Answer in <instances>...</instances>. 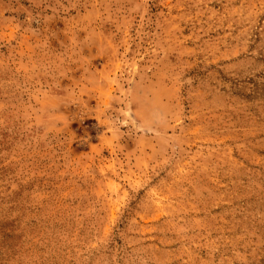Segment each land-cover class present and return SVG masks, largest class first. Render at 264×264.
Instances as JSON below:
<instances>
[{
    "label": "rangeland",
    "instance_id": "374dc122",
    "mask_svg": "<svg viewBox=\"0 0 264 264\" xmlns=\"http://www.w3.org/2000/svg\"><path fill=\"white\" fill-rule=\"evenodd\" d=\"M0 264H264V0H0Z\"/></svg>",
    "mask_w": 264,
    "mask_h": 264
}]
</instances>
